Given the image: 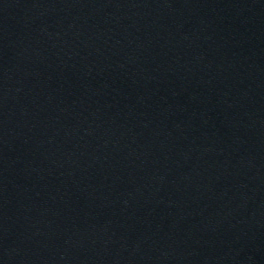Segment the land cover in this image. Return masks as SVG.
Returning <instances> with one entry per match:
<instances>
[{"label":"water","instance_id":"water-1","mask_svg":"<svg viewBox=\"0 0 264 264\" xmlns=\"http://www.w3.org/2000/svg\"><path fill=\"white\" fill-rule=\"evenodd\" d=\"M0 264H264V0H0Z\"/></svg>","mask_w":264,"mask_h":264}]
</instances>
